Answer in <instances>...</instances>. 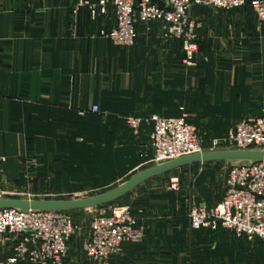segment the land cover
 <instances>
[{"label": "crops", "instance_id": "1", "mask_svg": "<svg viewBox=\"0 0 264 264\" xmlns=\"http://www.w3.org/2000/svg\"><path fill=\"white\" fill-rule=\"evenodd\" d=\"M79 1L0 0V181L17 178L23 137L38 134L33 127L43 134L48 121L78 119L80 110L90 113L91 104L104 109L103 126L118 137L106 145L122 153L109 170L123 165L127 178L151 164L152 150L149 127L140 123L133 132L123 123L126 116L184 113L200 135L220 138L233 122L264 109V22L247 2L197 17V50L185 65L178 43L160 38L158 25L145 30L136 24L130 47L98 37L112 22L111 7L93 20L85 6L77 7ZM207 163L179 167L186 173L183 191L151 195L149 182L163 173L119 197L140 238L121 243L104 264H264V243L257 237L230 238L228 231L200 228L198 240L189 229L183 209L212 205L222 194L224 179L210 185L203 172L193 173L194 166ZM21 236L0 233V264H42L38 255L31 259L15 251ZM78 249L82 243L68 245L70 252ZM69 264L99 263L71 257Z\"/></svg>", "mask_w": 264, "mask_h": 264}, {"label": "built area", "instance_id": "2", "mask_svg": "<svg viewBox=\"0 0 264 264\" xmlns=\"http://www.w3.org/2000/svg\"><path fill=\"white\" fill-rule=\"evenodd\" d=\"M162 7L151 0H82L91 19L112 9V22L108 28H100L97 36L118 47H130L136 37L135 25L149 29L160 27V37L178 43L181 62L190 65L197 50V17L191 16V5H204L211 9H231L242 6L246 0H160ZM255 18L264 22V0H249ZM92 104L89 111L95 112ZM185 114L164 116L149 113L143 117L128 116L127 126L135 132L140 123L149 127L150 162L173 159L204 150L195 128L186 121ZM264 149V109L258 115L247 116L229 125L225 134L210 142L209 149ZM7 192L0 190V197ZM29 198V197H27ZM62 210H38L25 212L12 208H0V233H20L16 252H27L33 259L41 257V263L69 264L66 258V242L74 232L72 220ZM190 230L207 228L228 231L235 237H257L264 243V160L249 165H227L223 190L219 201L206 206L192 205L188 211ZM140 230L135 218L124 206H111L108 212L94 217L88 226V234L82 243L86 257L104 264L121 250V243L135 242Z\"/></svg>", "mask_w": 264, "mask_h": 264}, {"label": "rangeland", "instance_id": "3", "mask_svg": "<svg viewBox=\"0 0 264 264\" xmlns=\"http://www.w3.org/2000/svg\"><path fill=\"white\" fill-rule=\"evenodd\" d=\"M151 26L147 30H150ZM143 28L145 29V27ZM87 110L89 111V108ZM148 113L150 112H146L145 115ZM79 114L80 118L78 119L48 121L47 129H42L45 132L43 134L39 133V129L33 127L31 132L38 134L23 137L25 149L19 157L20 169L17 178L11 183L0 181V190L7 192L4 195L15 198L32 197L34 199L84 198L107 191L127 178L126 172L122 170L123 165L121 169L109 170L110 167L119 162L117 155L122 153L113 152L106 146L113 143L118 137L113 138L110 132L105 130L103 125L107 118L104 109L97 105L95 112L90 111L89 114L85 115L83 110H80ZM128 116L123 118V123H126ZM36 122L31 121V124ZM58 126H64L65 129H59ZM56 130L58 131L56 132ZM195 131L203 148L209 146L211 140L218 139L200 135L196 128ZM131 164L133 161L127 165L130 166ZM226 167L217 162H209L205 166H194L193 173L199 175L200 172H203L208 183H220L225 177ZM184 169L178 168L163 174L159 179L154 178L150 181L149 183L153 187L151 195L161 191H175L177 188L182 191L186 189L187 181ZM104 180H112V182H103ZM111 204H114L112 206H119L120 200L117 199L97 207L66 212L75 226L74 232L66 242L68 262L71 257L88 261L81 249L70 252L68 245L80 247L86 237L91 220L108 212ZM189 208H181L186 216H188ZM193 232L197 234L195 237L201 240L202 232L199 229ZM229 237H233L231 233ZM208 241L214 240L208 238Z\"/></svg>", "mask_w": 264, "mask_h": 264}, {"label": "water", "instance_id": "4", "mask_svg": "<svg viewBox=\"0 0 264 264\" xmlns=\"http://www.w3.org/2000/svg\"><path fill=\"white\" fill-rule=\"evenodd\" d=\"M151 2L156 3L159 7L163 5L160 0H151ZM210 12L211 8L204 5H191L190 7V13L193 17L206 16ZM259 160H264V149L257 147L243 150L225 148L204 149L200 152L182 155L173 159L153 162L117 186L88 197L75 199H34L32 197L15 198L3 196L0 197V208H12L23 212L27 210L70 211L87 209L114 201L143 181L181 166L190 167L195 163L206 162H223L230 166H242Z\"/></svg>", "mask_w": 264, "mask_h": 264}, {"label": "trees", "instance_id": "5", "mask_svg": "<svg viewBox=\"0 0 264 264\" xmlns=\"http://www.w3.org/2000/svg\"><path fill=\"white\" fill-rule=\"evenodd\" d=\"M248 1L249 0H246L245 2H247L248 3ZM181 56H182V54H181ZM150 113H155V112H150ZM149 114V113H148ZM147 115V114H146ZM164 116H171V115H164ZM188 122V121H187ZM196 164V163H195ZM195 164H192V165H195ZM111 202H113V201H111ZM110 203V202H109ZM107 204V203H106ZM198 230V229H197ZM208 230H210V229H208ZM218 230V229H217ZM217 230H210V231H217ZM192 231H195V230H192Z\"/></svg>", "mask_w": 264, "mask_h": 264}]
</instances>
